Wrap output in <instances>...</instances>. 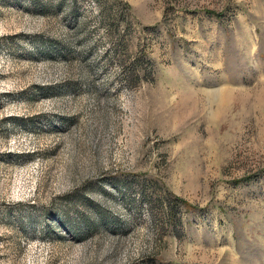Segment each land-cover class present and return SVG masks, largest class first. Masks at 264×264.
<instances>
[{
	"label": "rangeland",
	"instance_id": "obj_1",
	"mask_svg": "<svg viewBox=\"0 0 264 264\" xmlns=\"http://www.w3.org/2000/svg\"><path fill=\"white\" fill-rule=\"evenodd\" d=\"M0 264H264V0H0Z\"/></svg>",
	"mask_w": 264,
	"mask_h": 264
}]
</instances>
